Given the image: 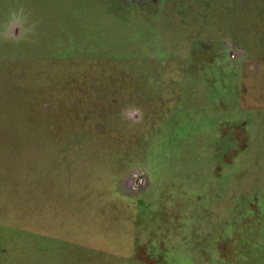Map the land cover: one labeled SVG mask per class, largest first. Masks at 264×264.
<instances>
[{
  "label": "rangeland",
  "instance_id": "1",
  "mask_svg": "<svg viewBox=\"0 0 264 264\" xmlns=\"http://www.w3.org/2000/svg\"><path fill=\"white\" fill-rule=\"evenodd\" d=\"M0 264H264V0H0Z\"/></svg>",
  "mask_w": 264,
  "mask_h": 264
},
{
  "label": "flooded vegetation",
  "instance_id": "2",
  "mask_svg": "<svg viewBox=\"0 0 264 264\" xmlns=\"http://www.w3.org/2000/svg\"><path fill=\"white\" fill-rule=\"evenodd\" d=\"M234 51H235V52L233 53L234 55H232L233 59H231V61L229 62L230 64H232V63H231L232 61H233V62L235 61V62H234V64H235V63H236V60H237L236 58L238 57V55H240V51H238L237 49H234Z\"/></svg>",
  "mask_w": 264,
  "mask_h": 264
}]
</instances>
